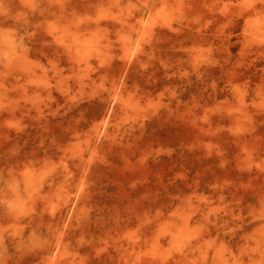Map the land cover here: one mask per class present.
I'll use <instances>...</instances> for the list:
<instances>
[{
	"label": "rangeland",
	"instance_id": "rangeland-1",
	"mask_svg": "<svg viewBox=\"0 0 264 264\" xmlns=\"http://www.w3.org/2000/svg\"><path fill=\"white\" fill-rule=\"evenodd\" d=\"M0 264H264V0H0Z\"/></svg>",
	"mask_w": 264,
	"mask_h": 264
}]
</instances>
